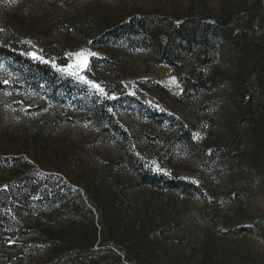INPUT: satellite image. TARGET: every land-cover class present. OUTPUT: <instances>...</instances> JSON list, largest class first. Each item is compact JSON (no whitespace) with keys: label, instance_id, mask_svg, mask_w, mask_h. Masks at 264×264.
Listing matches in <instances>:
<instances>
[{"label":"rangeland","instance_id":"obj_1","mask_svg":"<svg viewBox=\"0 0 264 264\" xmlns=\"http://www.w3.org/2000/svg\"><path fill=\"white\" fill-rule=\"evenodd\" d=\"M124 7L164 22L241 10L245 61L219 44L212 57L222 86L184 97L180 78L194 66L186 45L167 48L173 67L149 41L100 40V20L115 21ZM81 50L97 54L83 75L106 95L58 70ZM255 65L264 73V0H0V264H46L34 220L67 215L52 201L91 208L111 186L119 210L158 223L160 260L264 264V180L239 173L243 150L225 137L236 122L233 84L264 100ZM26 162L32 168L15 178ZM229 167L238 172L230 182Z\"/></svg>","mask_w":264,"mask_h":264},{"label":"trees","instance_id":"obj_2","mask_svg":"<svg viewBox=\"0 0 264 264\" xmlns=\"http://www.w3.org/2000/svg\"><path fill=\"white\" fill-rule=\"evenodd\" d=\"M256 6L245 10L252 15ZM140 9L137 7H124L114 18L109 15L100 20V40L106 38L118 41H149L153 44L158 55H162L161 63L173 67L177 64L166 50L172 48L177 52L180 46L186 45L192 53L193 68L189 75L180 78L184 85V97L188 93L203 94L218 89L224 81L225 71L214 63L213 50L219 45H228L230 52L243 60L249 45L246 37L248 33L236 30L240 26L241 10H224L218 13L209 12L201 15H188L176 17L167 22L139 17ZM126 24V33L116 36V29L122 22ZM252 27V26H251ZM245 37H242V36ZM245 61V60H243ZM255 82L262 85L264 73L257 70L255 65ZM238 75H243L239 72ZM235 99L232 101L235 123L229 124L226 140L243 150L239 160L242 162L240 174L246 177H255L264 180V100L255 104V96L248 88L233 84ZM166 91V90H164ZM243 117V129H237L240 124L239 117ZM233 163V162H232ZM32 168L29 162L24 169L14 175L20 178ZM238 175L235 168L229 167L225 178L230 182ZM144 178L145 175H140ZM187 185V184H185ZM116 186L107 188L100 198H91V208L84 203L80 206H71L70 203L58 201L53 210L68 211L66 216L55 218L54 212L47 213L41 224L40 219L34 220L33 240L40 246V254L46 264H189L179 261L178 258L169 261L160 260L153 249V238L158 229V223L153 217H142L141 213L126 214V211L117 208L119 191ZM194 191L200 193L204 199L201 188L192 184ZM98 193V190H96ZM98 199L99 204L96 203ZM235 204V203H234ZM233 204V207L235 206ZM52 210V211H53ZM39 217V216H37ZM42 218V219H43ZM148 219V221H147ZM264 241V232L260 234ZM31 239V237H30ZM205 258L196 264H210Z\"/></svg>","mask_w":264,"mask_h":264},{"label":"snow or ice","instance_id":"obj_3","mask_svg":"<svg viewBox=\"0 0 264 264\" xmlns=\"http://www.w3.org/2000/svg\"><path fill=\"white\" fill-rule=\"evenodd\" d=\"M29 55L32 56L33 59H39L42 60V57H39L36 53H30ZM75 57L74 62H70L67 64L65 67H61L58 70L66 73L69 76H72L79 80L80 82L90 85L93 89L98 91L102 95H106L104 89L98 85L95 84L94 82L89 81L84 75L83 72L88 69V64H89V58L92 56H96V53H92L87 50H81L77 53L72 54ZM43 62H48V61H43ZM3 83L7 84L8 81L5 80Z\"/></svg>","mask_w":264,"mask_h":264}]
</instances>
